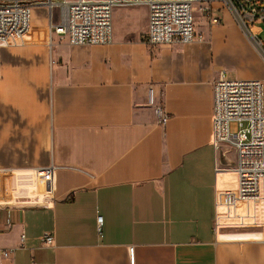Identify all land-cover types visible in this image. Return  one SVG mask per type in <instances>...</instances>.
I'll return each mask as SVG.
<instances>
[{"label":"crops","instance_id":"crops-1","mask_svg":"<svg viewBox=\"0 0 264 264\" xmlns=\"http://www.w3.org/2000/svg\"><path fill=\"white\" fill-rule=\"evenodd\" d=\"M30 31L37 60H0V248L14 250L0 264H264V197L220 219L237 186L236 155L213 143L215 42L230 31L155 56L114 25L110 45L52 33L55 66ZM165 60L188 68L169 79Z\"/></svg>","mask_w":264,"mask_h":264},{"label":"built area","instance_id":"built-area-1","mask_svg":"<svg viewBox=\"0 0 264 264\" xmlns=\"http://www.w3.org/2000/svg\"><path fill=\"white\" fill-rule=\"evenodd\" d=\"M201 0H0V47L18 46L25 41L32 25V11L46 8L52 33L67 38L73 46H100L113 43V13L117 7L144 6L148 9V29L144 40L150 46L190 44L205 41L206 35L195 27L194 9ZM248 23L264 24V6L252 5L255 0H237ZM58 16L55 19V10ZM223 20L213 17L212 24ZM263 29L253 38L256 48L264 55ZM150 103L154 93L150 91ZM156 115L162 123L169 114L157 105ZM239 130L232 133L231 122ZM214 145L235 152L236 189L221 197L224 211L220 219H235L239 208L258 203L264 197V82L258 78L232 79L221 69L214 84ZM103 217H98L101 230ZM44 246L54 244V236L45 233L40 238ZM13 249L0 248V260L10 257Z\"/></svg>","mask_w":264,"mask_h":264},{"label":"rangeland","instance_id":"rangeland-1","mask_svg":"<svg viewBox=\"0 0 264 264\" xmlns=\"http://www.w3.org/2000/svg\"><path fill=\"white\" fill-rule=\"evenodd\" d=\"M264 6V0H255ZM32 31L40 34V38L45 39V46L48 53V61L52 65H63V55H56L57 48L54 45L47 46L50 36L52 35L50 29V21L48 20L47 10L37 7L33 11ZM195 27L202 31L207 36H210L209 45H213L215 33L222 32L224 29L231 32V37H224L223 41L217 43L220 47V57L224 64L222 67L228 71V76L232 79L238 78H258L264 82V55L258 51L255 45L253 36L258 33L259 29L250 27L244 24L248 23L245 14L241 12L238 1L236 0H201L195 5L194 9ZM58 16V10H55V19ZM219 17L223 21L221 24H212L213 17ZM147 17V18H146ZM148 21V9L144 6H123L117 7L113 14L114 32L116 33V40L121 39V32H124V43L128 46L134 45L136 42H143L146 25ZM263 31L260 38L264 40V24L261 25ZM253 35V36H252ZM31 31L25 37V41L18 46H1L0 60L11 62H32L37 59L29 53L31 49ZM58 38H56L57 41ZM62 42V41H61ZM63 45V43H60ZM148 45V44H147ZM178 45H183L178 43ZM216 45V46H217ZM164 46H150L149 51L155 56L157 52ZM214 47V45H213ZM141 49V47H139ZM188 60H165L160 64L161 75H165L169 79L177 78L178 69H187ZM53 90V88H52ZM52 93V92H51ZM156 101L157 97H155ZM156 105H160L157 104ZM164 106V104H163ZM230 130L236 133L239 130L237 122H231ZM228 149V148H227ZM230 154L235 153L228 149ZM235 161L229 167L234 168Z\"/></svg>","mask_w":264,"mask_h":264},{"label":"trees","instance_id":"trees-1","mask_svg":"<svg viewBox=\"0 0 264 264\" xmlns=\"http://www.w3.org/2000/svg\"><path fill=\"white\" fill-rule=\"evenodd\" d=\"M236 1V0H235ZM252 5H256V1H254L253 3H252Z\"/></svg>","mask_w":264,"mask_h":264},{"label":"bare ground","instance_id":"bare-ground-1","mask_svg":"<svg viewBox=\"0 0 264 264\" xmlns=\"http://www.w3.org/2000/svg\"><path fill=\"white\" fill-rule=\"evenodd\" d=\"M198 3H200V1H199V2H197V4H198Z\"/></svg>","mask_w":264,"mask_h":264}]
</instances>
